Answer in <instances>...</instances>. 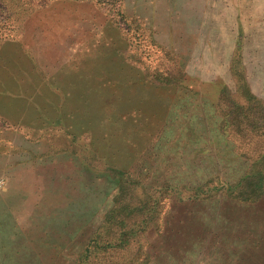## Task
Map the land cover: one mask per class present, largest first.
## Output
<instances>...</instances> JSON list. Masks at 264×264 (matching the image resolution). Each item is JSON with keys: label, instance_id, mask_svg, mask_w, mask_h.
Here are the masks:
<instances>
[{"label": "rangeland", "instance_id": "obj_1", "mask_svg": "<svg viewBox=\"0 0 264 264\" xmlns=\"http://www.w3.org/2000/svg\"><path fill=\"white\" fill-rule=\"evenodd\" d=\"M104 1L0 42V264H264V0Z\"/></svg>", "mask_w": 264, "mask_h": 264}, {"label": "trees", "instance_id": "obj_2", "mask_svg": "<svg viewBox=\"0 0 264 264\" xmlns=\"http://www.w3.org/2000/svg\"><path fill=\"white\" fill-rule=\"evenodd\" d=\"M50 0H0V42L9 38L6 35V29L10 30L12 27L17 28V17L20 14H27L36 7H43L47 5ZM97 2H105L104 0H96ZM145 206H148L145 204ZM141 210V208H140ZM151 220L150 216L144 218L143 223ZM153 221H151L152 223ZM144 225V224H143ZM127 223L118 225V228L111 229L106 227V234L110 236L108 242H102L103 234L97 235L94 243L97 251L96 261L99 264H162L161 258L167 256L172 258L175 254L170 251H164L152 254L146 238L141 240L137 231L134 229L125 230ZM129 231V232H127ZM147 245L146 248L142 247V243ZM134 244H139L141 247L131 249ZM115 249V250H114ZM110 250V252H107ZM111 255L110 258H107ZM106 259H110L106 260Z\"/></svg>", "mask_w": 264, "mask_h": 264}]
</instances>
